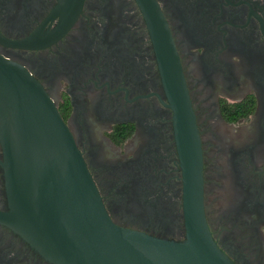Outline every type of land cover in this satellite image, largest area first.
Here are the masks:
<instances>
[{
	"label": "flooded vegetation",
	"instance_id": "obj_1",
	"mask_svg": "<svg viewBox=\"0 0 264 264\" xmlns=\"http://www.w3.org/2000/svg\"><path fill=\"white\" fill-rule=\"evenodd\" d=\"M155 2L194 114L210 234L232 263L264 264V0ZM31 33L36 46L8 42ZM0 54L61 110L112 220L183 239L171 110L140 0H0ZM1 162L0 146V212ZM0 264L55 263L0 219Z\"/></svg>",
	"mask_w": 264,
	"mask_h": 264
},
{
	"label": "water",
	"instance_id": "obj_2",
	"mask_svg": "<svg viewBox=\"0 0 264 264\" xmlns=\"http://www.w3.org/2000/svg\"><path fill=\"white\" fill-rule=\"evenodd\" d=\"M140 5L171 110L183 239L112 220L56 103L22 64L2 54L0 146L8 209L0 219L55 264H234L205 220L199 137L169 29L155 0H140ZM66 25L61 21L49 37ZM33 40L31 33L8 42L31 47Z\"/></svg>",
	"mask_w": 264,
	"mask_h": 264
},
{
	"label": "trees",
	"instance_id": "obj_3",
	"mask_svg": "<svg viewBox=\"0 0 264 264\" xmlns=\"http://www.w3.org/2000/svg\"><path fill=\"white\" fill-rule=\"evenodd\" d=\"M58 111L60 112L61 110H60V109H58ZM121 138H122V137H121ZM121 138H120V139H121Z\"/></svg>",
	"mask_w": 264,
	"mask_h": 264
}]
</instances>
